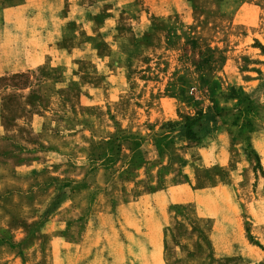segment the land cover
I'll list each match as a JSON object with an SVG mask.
<instances>
[{
	"label": "rangeland",
	"instance_id": "rangeland-1",
	"mask_svg": "<svg viewBox=\"0 0 264 264\" xmlns=\"http://www.w3.org/2000/svg\"><path fill=\"white\" fill-rule=\"evenodd\" d=\"M60 15L0 77V244L20 264H264V0Z\"/></svg>",
	"mask_w": 264,
	"mask_h": 264
},
{
	"label": "crops",
	"instance_id": "crops-1",
	"mask_svg": "<svg viewBox=\"0 0 264 264\" xmlns=\"http://www.w3.org/2000/svg\"><path fill=\"white\" fill-rule=\"evenodd\" d=\"M62 8L63 0H35L28 4L0 0V77L30 69L23 58V41L33 38L41 44L53 43L57 36L56 26L61 23L59 16ZM22 20L25 25L30 24L29 27H32L30 33L20 30L25 26L20 25ZM62 21L65 22V19L62 18ZM77 248V258L86 253L82 246ZM15 257L7 246L0 244V262L12 260L13 264H20Z\"/></svg>",
	"mask_w": 264,
	"mask_h": 264
},
{
	"label": "trees",
	"instance_id": "trees-1",
	"mask_svg": "<svg viewBox=\"0 0 264 264\" xmlns=\"http://www.w3.org/2000/svg\"><path fill=\"white\" fill-rule=\"evenodd\" d=\"M196 121H197L196 119H194V120L186 119V122H185V124H184L185 131H186V135H188V136H192V131H191V129H192V127L195 126Z\"/></svg>",
	"mask_w": 264,
	"mask_h": 264
}]
</instances>
